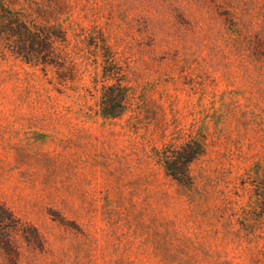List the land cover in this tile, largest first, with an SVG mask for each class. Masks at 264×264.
I'll use <instances>...</instances> for the list:
<instances>
[{"label": "rangeland", "instance_id": "1", "mask_svg": "<svg viewBox=\"0 0 264 264\" xmlns=\"http://www.w3.org/2000/svg\"><path fill=\"white\" fill-rule=\"evenodd\" d=\"M52 6L64 66L0 47V202L18 218L0 264H264V0ZM118 82L130 104L104 116ZM189 140L205 152L183 186L158 151Z\"/></svg>", "mask_w": 264, "mask_h": 264}, {"label": "trees", "instance_id": "2", "mask_svg": "<svg viewBox=\"0 0 264 264\" xmlns=\"http://www.w3.org/2000/svg\"><path fill=\"white\" fill-rule=\"evenodd\" d=\"M53 0L30 8L29 11L15 9L8 0H0V47L26 62H35L43 66L61 67L67 62V30L57 22L50 20L58 17ZM12 3V2H10ZM35 3H37L35 1ZM51 13V16H47ZM128 88L118 82L116 85L103 86L100 106L104 116L118 117L129 106ZM175 150L165 148L158 151L159 160L164 162L165 172L183 186H192L190 164L197 160L205 150L195 140H189ZM18 222V218L8 207L0 202V237L3 224ZM2 230V232H1Z\"/></svg>", "mask_w": 264, "mask_h": 264}]
</instances>
